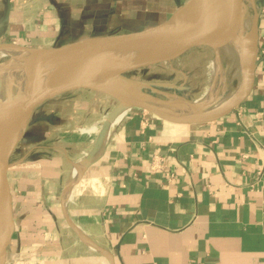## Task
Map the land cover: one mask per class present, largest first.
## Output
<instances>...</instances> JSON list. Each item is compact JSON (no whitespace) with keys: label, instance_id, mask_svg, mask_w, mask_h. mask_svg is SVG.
<instances>
[{"label":"crops","instance_id":"0c3cea01","mask_svg":"<svg viewBox=\"0 0 264 264\" xmlns=\"http://www.w3.org/2000/svg\"><path fill=\"white\" fill-rule=\"evenodd\" d=\"M257 1L258 65L247 98L226 116L177 123L128 109L86 166L117 100L82 88L33 113L10 158L15 229L6 264H264ZM176 8L177 0H0V46L144 28ZM155 155L163 166L152 169Z\"/></svg>","mask_w":264,"mask_h":264},{"label":"water","instance_id":"95a60500","mask_svg":"<svg viewBox=\"0 0 264 264\" xmlns=\"http://www.w3.org/2000/svg\"><path fill=\"white\" fill-rule=\"evenodd\" d=\"M223 12L215 20L205 0H177V8L170 16L155 25L127 31L94 34L81 39L50 47L19 46L30 50L26 62L40 60L39 75L35 83H28L24 75L22 98L0 101V145L8 149L2 152L0 200L9 206L7 214L8 232L0 243V264L6 263L8 248L12 241L15 223L12 211V195L8 171L11 154L33 113L50 100L76 89H93L113 96L117 103L102 123L94 147L87 154L85 165H89L110 131L112 121L122 109L140 108L164 120L177 123H204L220 119L247 98L260 57V17L263 6L250 0L253 21L248 31L251 55L246 59L245 50L240 51L241 79L237 92L226 102L208 109H193L189 113H175L157 104L171 102L159 96L141 91V88L158 90L157 87H172L174 82L136 78L129 73L164 61L176 59L196 48L220 49V35L234 39L240 31L246 0H223ZM189 20L187 30L181 27V19ZM4 45H15L12 43ZM3 46V45H2ZM18 46V45H17ZM115 53H135L138 59H120L110 70L102 69L101 58ZM113 57V56H111ZM110 59V58H109ZM159 91V90H158ZM161 92V91H160ZM168 95V93H164ZM185 101V100H184ZM187 101V100H186ZM13 142L10 147V143ZM6 146V147H5ZM79 169L76 178L82 174Z\"/></svg>","mask_w":264,"mask_h":264},{"label":"rangeland","instance_id":"374dc122","mask_svg":"<svg viewBox=\"0 0 264 264\" xmlns=\"http://www.w3.org/2000/svg\"><path fill=\"white\" fill-rule=\"evenodd\" d=\"M244 10L253 14L250 0H246ZM248 30L250 31V28ZM10 57V55L0 57V64ZM238 61L235 55L224 54L222 51L219 54L218 51L208 48H196L176 59L135 69L129 74L146 80L174 82L175 85L172 87H157L159 91L149 88H141L140 90L175 102L158 103L157 105L162 108H179L181 110V108L187 107L186 109L191 112L193 109L215 107L219 101L234 91L241 79L240 58ZM213 62L217 64L218 72L213 68ZM8 80L13 79L8 78ZM211 89L213 92L217 89V92L213 93V98L207 96ZM166 92L168 95L164 94Z\"/></svg>","mask_w":264,"mask_h":264},{"label":"bare ground","instance_id":"6f19581e","mask_svg":"<svg viewBox=\"0 0 264 264\" xmlns=\"http://www.w3.org/2000/svg\"><path fill=\"white\" fill-rule=\"evenodd\" d=\"M204 5L209 8V11L211 12L215 20H218L220 18L223 12V7H224L223 0H205ZM252 21H253V14L249 13V11L244 10L242 20H241L242 24L240 27V31H238L236 37L232 40H230L229 37H225L224 35H220L218 37L217 41H219L220 43L219 45L220 49L217 50L218 53L220 54V52L222 51L224 54L235 55L238 61L239 56H240V51L243 48L245 50L246 59L249 60L250 55H251V46L248 45V31H249L248 29L250 28ZM180 23H181V27L185 28L186 30L187 28H189V26H191L187 18H182ZM29 51L30 50H27L24 47H19L17 45L0 46V57L4 55L11 56L7 61L0 64V101L2 100L4 102L10 101L12 100V98L15 97V95L17 97L22 98V93L24 90V80H23L24 75L28 83L33 84L37 81V77L39 75L40 60L34 59L32 60V62H26V57ZM101 59H102L101 65L104 71V70H110V68L114 66L116 63H118L120 59H127L128 61H135L136 59H138V55L135 53H115L113 55H108V56L106 55ZM215 59L217 60V58ZM212 66L215 69V71L218 72L217 71L218 66L217 64H215V62H213ZM8 78H11L13 80L9 81ZM239 83H238V86L234 89V91L229 96L219 101L217 104L215 103L216 106L230 99L237 92L239 88ZM214 92H217V89ZM214 92L212 89L209 90V92L207 93V96L212 97ZM186 108L185 107L183 108L185 110H183L182 108L181 110L179 108L178 109L164 108V109L175 112V113H189L190 110H187ZM126 110L127 109H122L116 115V117L112 121L110 130L117 124V122L120 120V118L122 117V115L125 113ZM12 144L13 142L10 143V147L12 146ZM2 147L3 146L0 145V176H1V166H2V152L4 150L5 152H7L9 149V148L4 149ZM0 180H1V177H0ZM7 201H8L7 198L6 200H2V199L0 200V243L9 229L7 225V214L9 213V206H8Z\"/></svg>","mask_w":264,"mask_h":264},{"label":"built area","instance_id":"2783aa9c","mask_svg":"<svg viewBox=\"0 0 264 264\" xmlns=\"http://www.w3.org/2000/svg\"><path fill=\"white\" fill-rule=\"evenodd\" d=\"M151 166H152V169H157V168H160L163 166V161H162V158L160 156H154L152 159H151Z\"/></svg>","mask_w":264,"mask_h":264}]
</instances>
